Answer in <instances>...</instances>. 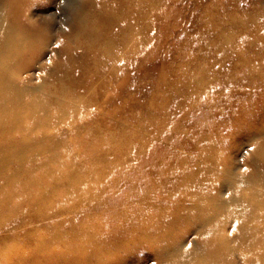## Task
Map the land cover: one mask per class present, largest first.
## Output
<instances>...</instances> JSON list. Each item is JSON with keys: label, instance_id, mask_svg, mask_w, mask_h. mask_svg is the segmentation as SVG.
<instances>
[{"label": "rangeland", "instance_id": "rangeland-1", "mask_svg": "<svg viewBox=\"0 0 264 264\" xmlns=\"http://www.w3.org/2000/svg\"><path fill=\"white\" fill-rule=\"evenodd\" d=\"M132 1L0 0L6 163L66 150L101 200L0 219V264H264V0Z\"/></svg>", "mask_w": 264, "mask_h": 264}, {"label": "bare ground", "instance_id": "bare-ground-1", "mask_svg": "<svg viewBox=\"0 0 264 264\" xmlns=\"http://www.w3.org/2000/svg\"><path fill=\"white\" fill-rule=\"evenodd\" d=\"M22 0H14V3L16 6H19L21 4ZM136 1V0H134ZM132 1V2H134ZM1 99V98H0ZM6 134L3 132V136ZM90 145H93L91 147H97L100 144L99 143H89ZM9 143H1L0 144V164L6 163L7 156L2 154V149L8 147ZM69 154V153H68ZM67 151H62V154L59 156V154H56L52 157H50L46 162L34 166L33 164H30L28 166H24V163L26 161L19 162L17 165H13L10 168L12 171V174L9 176H2L6 182L8 183V186H6L3 182L0 184V219L3 222L4 220L13 221L14 219L22 216L23 213L27 210H41V209H50L51 207L56 208L59 207L62 210L66 211L69 209H77L78 207H82L86 205L87 209L89 211H97L100 208V197L95 196L93 193H89L88 191L84 194L83 190H87V186H81L78 185V183L82 182L81 177H79V168L73 167V164L71 161L66 160ZM11 155L8 154V158ZM96 160L100 162H105L107 159H109V156H107V153H101L97 155ZM45 171H43V169ZM83 168V167H82ZM75 170V171H73ZM83 170H87V168H84ZM5 171V170H3ZM23 174L26 176L25 181H19V178L12 177L13 175ZM5 175V173H4ZM67 175V176H66ZM72 177V178H71ZM49 180V184L39 182V180ZM98 182V181H97ZM63 189V193L61 195H56L55 192L58 189ZM75 190V191H73ZM48 195V196H47ZM93 196L90 199V196ZM179 196L186 201H194L198 196H183V193L179 194ZM51 199H47V198ZM66 205V206H65ZM10 214L8 213V209H10ZM39 216V215H38ZM37 220H42L41 218H38ZM18 221V219H16ZM24 221V218L22 217V222ZM157 227H160L162 225L157 224ZM2 229V228H1ZM129 229V233L132 234L135 232L133 225H128L126 231ZM155 229V228H152ZM3 230V229H2ZM155 232V230H154ZM75 233H78V229L75 230ZM55 237V238H54ZM142 238V237H141ZM143 244L150 245V246H158L162 243V239L160 237H146L143 236ZM64 242L61 237L53 236V238L50 240V244L57 245L58 243ZM115 242V241H114ZM114 242L109 243L110 245H113ZM44 245V244H43ZM48 245V244H47ZM134 245V246H133ZM91 246V245H88ZM128 247V248H127ZM96 248V247H94ZM120 249H136V243L130 245H127V243L122 244H114L112 246L113 251H119ZM57 260H62L64 264H75V261H66L62 259L61 255L57 256ZM107 259V258H106ZM65 261V262H64ZM117 262H123V259H116ZM107 260H99L95 255H90L87 258H84L81 260V264H99V263H105Z\"/></svg>", "mask_w": 264, "mask_h": 264}]
</instances>
